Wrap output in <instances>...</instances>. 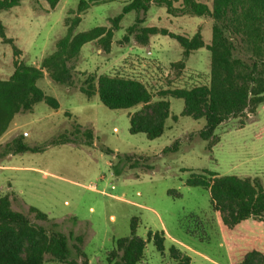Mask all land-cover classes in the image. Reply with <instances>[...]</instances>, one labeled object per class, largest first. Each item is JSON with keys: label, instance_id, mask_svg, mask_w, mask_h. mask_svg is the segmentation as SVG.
<instances>
[{"label": "rangeland", "instance_id": "374dc122", "mask_svg": "<svg viewBox=\"0 0 264 264\" xmlns=\"http://www.w3.org/2000/svg\"><path fill=\"white\" fill-rule=\"evenodd\" d=\"M212 7L213 0H198ZM130 0H112L92 4L81 13L75 33L97 26L110 28L112 19L120 14ZM79 0H61L51 9L46 0H21L19 6L1 13L6 34L13 42L0 36V77L8 79L16 62L40 66L43 58L56 49L77 13ZM175 6L182 7L183 0ZM141 27H158L191 38L200 32L205 46L193 51L185 66L183 47L170 35H150L144 45L135 34L128 35L138 13L124 14L114 32L110 51L98 42L85 44L74 66V84L56 83L45 72L38 85L47 95L56 98L60 107L52 108L39 102L29 112L18 113L8 131L0 138V196L10 194L15 210L29 214L33 222L58 229L67 235L81 236L85 256L71 258L79 264H111L108 257L117 238L131 234L136 221L137 234L148 240L141 264H178L170 247L176 245L183 255L192 257V264H235L257 250L264 264V220L250 218L234 227L224 225L211 205L210 192L201 186L186 185L192 172L209 169L219 175L260 177L264 184V103L255 112L231 117L216 131L220 142L212 151L199 134L205 120L181 115L185 108L182 98L171 101L172 115L167 119L165 133L149 139L145 133H131L130 114L142 105L127 109H110L98 94L88 98L81 87L90 75H123L142 80L154 95L176 88H192L210 83L211 51L214 19L207 15H172L165 6L153 0L149 11L140 14ZM18 50V51H16ZM91 129L94 144L78 141L51 144L61 134L73 136L76 125ZM17 137L31 146L41 148L4 155V147ZM181 141L180 150L165 154L163 149ZM110 148L114 153H108ZM146 156L141 165L153 164L156 169L131 168L117 173V155ZM135 159V158H134ZM175 190L181 195L171 194ZM48 214L51 221L38 220L30 207ZM152 231L165 232V254L148 239ZM71 247L79 244L70 240ZM44 264H66L49 255Z\"/></svg>", "mask_w": 264, "mask_h": 264}, {"label": "trees", "instance_id": "16d2710c", "mask_svg": "<svg viewBox=\"0 0 264 264\" xmlns=\"http://www.w3.org/2000/svg\"><path fill=\"white\" fill-rule=\"evenodd\" d=\"M38 1V0H37ZM51 9H55L61 0H46ZM112 0H79L77 15L71 19L66 34L56 43V49L45 56L40 66L16 62V69L8 79L0 77V138L8 131L18 113L29 112L42 101L52 108L60 107L59 101L47 95L38 85L40 79L48 72L58 84L71 86L74 84V66L71 62L77 58L83 46L98 41L106 51H110L114 32L120 29V21L124 14L135 11L138 13L135 22L128 27V35L136 37L146 45L150 35H170L178 40L183 47V59L178 65L185 66L189 55L205 46L200 32L191 38L168 32L158 27H141L145 21L141 13H147L153 0H130L120 14L115 16L110 28L97 26L87 31L75 33L81 22L80 14L92 4H100ZM178 0H156L165 6L169 14L207 15L214 19L212 41L207 48L211 51L210 83L192 88H176L162 93V98L153 101L154 95L149 87L140 79L123 75L102 74L90 75L84 81L81 91L91 98L99 95L101 102L110 109H127L142 105V108L130 114L131 133H145L149 139L162 136L167 129V119L172 115L171 101L166 95L182 98L185 108L181 115L191 116L196 120L204 119L205 126L200 130L201 138L208 142L207 149L220 142L216 135L217 128L231 117L255 112L264 103V0H213L212 7L198 0H183V6L177 7ZM21 0H0V36L4 42L13 39L6 34V26L1 13L19 6ZM18 51V50H16ZM73 136L61 134L52 139V144H63L78 141L82 135L85 144H94L93 130H82L81 125L75 126ZM181 141L165 147V154L180 150ZM41 148L31 146L17 137L4 147L3 154H18L28 151H39ZM108 153L114 150L105 149ZM112 164L117 173L122 172L129 164L131 168H141L146 156L117 155ZM135 158V159H134ZM144 167V168H143ZM146 171L154 170L153 164H146ZM188 186H201L211 195V205L218 212L227 227H234L250 218L264 220V184L260 177H241L238 175H219L209 169L192 172L186 181ZM171 194L180 196L175 190ZM30 212L38 220L51 221L48 214L37 207L31 206ZM53 222L49 228L33 222L22 211L15 210L10 194L0 196V264H44L49 255L53 260L66 264H79L73 255L85 256L80 244L81 236H70L58 229ZM76 239L79 244L71 247L70 240ZM148 239L161 254H165V232L148 233ZM148 240L137 234L136 221H133L131 234L117 238L116 246L108 260L111 264H141L145 258ZM171 256L178 264H192V257L183 255L176 245L170 247ZM261 253L257 250L248 252L242 261L235 264H260ZM86 259L83 264H87Z\"/></svg>", "mask_w": 264, "mask_h": 264}]
</instances>
